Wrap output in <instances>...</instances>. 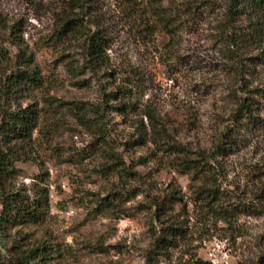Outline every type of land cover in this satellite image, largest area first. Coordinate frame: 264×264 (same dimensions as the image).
<instances>
[{
    "label": "rangeland",
    "instance_id": "rangeland-1",
    "mask_svg": "<svg viewBox=\"0 0 264 264\" xmlns=\"http://www.w3.org/2000/svg\"><path fill=\"white\" fill-rule=\"evenodd\" d=\"M139 1L135 15L117 0L85 10L98 61L82 31L55 35L60 16L79 13L69 0H0V120L24 114L0 133L11 161L0 182L47 194L41 219L0 218V264H146L161 233L157 264H264V110L260 127L225 140V0ZM163 13L179 21L173 37ZM246 57L262 58L249 83L264 89V45ZM20 64L37 80L5 89Z\"/></svg>",
    "mask_w": 264,
    "mask_h": 264
},
{
    "label": "trees",
    "instance_id": "trees-1",
    "mask_svg": "<svg viewBox=\"0 0 264 264\" xmlns=\"http://www.w3.org/2000/svg\"><path fill=\"white\" fill-rule=\"evenodd\" d=\"M97 0H69V5L79 10V13L60 16L56 36L66 33H76L82 31L88 49V56L102 61L103 59V39L100 32L96 29V23L89 20L86 9L91 8ZM121 8L129 15L139 13V0H117ZM157 16L155 12L152 14ZM245 19L243 26H237L236 19ZM140 20V18H139ZM156 23L160 24L162 31L170 38L173 37L179 21L172 15L163 13L156 18ZM159 21V22H158ZM146 25L148 23L146 22ZM148 27V26H147ZM222 38L223 47L229 59L232 60V73L235 78V87L231 93L235 108L229 119V124L225 132V140L230 138V132L239 129L251 130L261 126L263 119L259 113L264 110V89L252 87L249 79H253L257 61H262L261 57L249 59L246 57L249 49L255 48L261 51L264 45V0H225V17L219 23L218 28ZM102 57V58H101ZM249 59V60H248ZM29 60L27 59V63ZM19 63V62H18ZM23 64V62H22ZM21 71L11 74L6 78V88L11 87L18 75L28 77L27 82L37 80L31 69L20 68ZM30 64H27L29 67ZM248 76V77H247ZM102 110V105H99ZM24 117L22 111L16 113L3 112L0 120V133L5 135L10 129L16 128V121ZM172 146L179 151H184V146L172 140ZM205 164L210 161L204 158ZM11 161L6 152L0 146V179L5 178L8 173ZM210 165V164H209ZM41 190V191H40ZM35 198L30 200L27 196H22L20 192H13L0 182V206L1 219H41V210L46 209L47 194L45 189H37ZM164 235H157L150 243V247L145 252L146 264H157V255L162 247ZM200 260H189L183 264H199ZM19 264H21L19 262Z\"/></svg>",
    "mask_w": 264,
    "mask_h": 264
}]
</instances>
